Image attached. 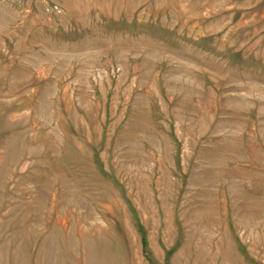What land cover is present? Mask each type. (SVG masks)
Here are the masks:
<instances>
[{"label": "rangeland", "instance_id": "374dc122", "mask_svg": "<svg viewBox=\"0 0 264 264\" xmlns=\"http://www.w3.org/2000/svg\"><path fill=\"white\" fill-rule=\"evenodd\" d=\"M0 264H264V0H0Z\"/></svg>", "mask_w": 264, "mask_h": 264}]
</instances>
